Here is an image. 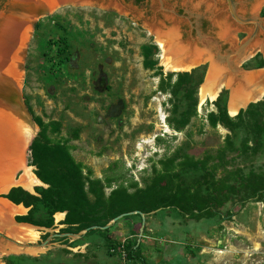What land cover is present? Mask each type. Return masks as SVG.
<instances>
[{"label": "rangeland", "instance_id": "1", "mask_svg": "<svg viewBox=\"0 0 264 264\" xmlns=\"http://www.w3.org/2000/svg\"><path fill=\"white\" fill-rule=\"evenodd\" d=\"M118 1L122 7L113 10L63 2L33 23L19 64L18 102H25V110L27 107L42 122L57 124L58 134L50 138L65 143L85 177L109 184L103 189L105 195L114 188L128 193L143 189L161 168L160 162L175 151L201 159L225 140L230 149L224 156V170L264 174V87L234 115L226 110L229 87L223 85V72L215 78L221 88L211 100H200L198 95L210 56L234 57L235 48L247 34L251 40L233 66L241 74L264 68V0H231L237 15L243 16L247 10V18L255 22L241 29L230 25L225 16L209 14V0L203 4V0ZM216 22L227 25V35H217ZM152 24L161 32L175 28L178 41L202 55L209 47H216V53L210 52L187 71H164L159 63L161 52L151 35ZM176 73L188 75L195 100L194 116L179 132L172 129L171 122L186 106L180 91L168 93ZM221 110L232 122L226 126L215 121L210 127L207 114L217 115ZM30 123L21 162L33 174L28 147L38 129ZM200 174L186 171L177 179L178 188L206 192L204 186L195 184H199ZM222 174L218 169L215 178ZM37 181L30 190L11 187L34 198L28 206L5 198L11 188L0 194V201L23 208L8 220L0 218L1 237L26 245L14 246L0 238V251H5L0 253V264L4 260L8 264H138L125 258V245L147 264H264V193L241 200L232 197L209 218L198 220L182 216L170 204H161L148 211L129 212L115 221L112 217L67 225L64 212H46L39 193L47 185ZM56 214H61L58 221ZM26 215L38 225L16 221ZM18 225L31 227L35 237L15 236ZM90 226L104 228L85 230Z\"/></svg>", "mask_w": 264, "mask_h": 264}, {"label": "trees", "instance_id": "2", "mask_svg": "<svg viewBox=\"0 0 264 264\" xmlns=\"http://www.w3.org/2000/svg\"><path fill=\"white\" fill-rule=\"evenodd\" d=\"M139 0H133L138 3ZM3 2V0H0ZM62 39H59V43ZM58 43V42H57ZM57 48L59 52L63 50ZM65 61V57L61 58ZM170 74L167 76L169 81ZM175 81L168 87V93L174 95L180 91L186 108L179 112L177 118L171 122L172 129L179 132L194 116L195 100L194 91L188 82L186 73H176ZM24 105L26 106L25 102ZM264 105V95L263 103ZM31 122L38 129L36 136L29 144L30 165L34 166V176L47 187L40 191L39 196L48 214L59 211L64 212L63 223L67 225H87L98 219H109L132 211L144 212L161 204H170L184 217L191 220L209 218L217 208L226 200L236 197L248 199L258 197L264 193V174L239 170H224V156L230 149V142L225 140L223 146L217 148L212 154L205 153L201 159H194L186 154H177L160 162L161 168L155 171L150 183L143 189L128 193L123 188L111 189L106 195L104 188H109L108 183L98 179H88L81 172V166L74 162L69 153V148L63 142L55 141L50 136L58 134L55 122H42L33 116L26 107ZM219 121L224 125L232 121L223 110L217 115L207 114L210 127ZM75 136V134H73ZM175 159H179L175 161ZM223 172L220 178H215L216 171ZM200 172L199 186H204L206 192H189L187 189L178 188L177 179L186 171ZM231 180V182H230ZM5 198L13 203L30 205L34 198L28 196L19 188L8 190ZM16 221L33 222L28 216L16 218ZM125 258L138 264H147L142 256L133 248L124 246ZM5 261V264H8Z\"/></svg>", "mask_w": 264, "mask_h": 264}, {"label": "bare ground", "instance_id": "3", "mask_svg": "<svg viewBox=\"0 0 264 264\" xmlns=\"http://www.w3.org/2000/svg\"><path fill=\"white\" fill-rule=\"evenodd\" d=\"M57 2V0H17L11 5L12 8L9 9L8 13L19 14L21 7L25 8L28 13L41 10L49 11L54 8ZM9 17L0 19V192H5L8 188L14 186L30 190L38 184L37 179L29 171V168H22L21 162L29 137L28 124L30 122L26 114L17 109V98L11 96L13 92L8 97L6 96L7 88L10 85L14 87L16 81L17 83L19 82L21 52L29 33V27H26L23 22L18 24L15 20H9ZM150 26L152 27L151 35L161 52L159 63L164 71H187L204 60L211 52L212 48L209 47L206 51L207 54L202 55L199 51L190 49L188 44L183 46L178 41L176 30L173 27L161 32L157 28L158 26L155 27L154 24ZM215 27L218 30V36L228 34V27L224 23L216 22ZM13 28H15L14 31L12 30ZM225 41L229 42L230 40L226 38ZM199 43H202V41ZM213 50H215L214 47ZM218 64L222 66L220 67ZM221 72L225 75L222 78L224 81L223 85L229 87L227 110L230 115L254 100V98H257L260 94L261 85L257 84L258 79L264 77V71L259 78L254 77L252 72L239 74V77L230 69L226 61L221 63L220 60H215L213 56H210L205 78L198 91L200 100H211L215 96L219 88H221V84H216L215 78ZM227 76H230V79ZM235 81L238 82L236 85L234 84ZM8 91L10 92V89ZM16 169H20V174L17 177L13 176ZM22 210L23 208L19 205H14L6 200L0 201L1 219L8 220L7 218H10V216L22 213ZM55 218L57 221L60 220L61 214H56ZM14 232L17 234L15 236L21 239H32L35 237V233L29 226H15Z\"/></svg>", "mask_w": 264, "mask_h": 264}, {"label": "water", "instance_id": "4", "mask_svg": "<svg viewBox=\"0 0 264 264\" xmlns=\"http://www.w3.org/2000/svg\"><path fill=\"white\" fill-rule=\"evenodd\" d=\"M15 1H17V0H5L4 1V3H3V5L0 7V19L1 18H6V17H8V16H10L8 19L9 20H15V21H17V23L19 24V22H23V24L26 26V27H29V29L32 27V25H33V23L39 18V17H41V16H44V15H46L47 14V12H48V10H41V11H35V12H33V13H28V11L25 9V8H22L21 7V9H20V11H19V14H15V15H13V14H10V13H8V11H9V9H11L12 8V4L15 2ZM58 2H57V4L55 5V6H57L58 4H60V3H63V2H66L67 4H91V6H100L101 8H103L104 10H113V9H117V8H121L122 6H121V2L120 1H118V0H57ZM204 1H207V0H204ZM209 1H214V0H209ZM224 1V3H225V5H226V9H227V12H228V14H229V16H230V18L235 22V23H238V24H243V23H252V24H255V22H254V20L253 19H248V20H243V21H241V20H239L236 16H235V14H234V12H233V8H232V5H231V0H223ZM72 2V3H71ZM65 3V4H66ZM54 6V7H55ZM19 9V8H18ZM13 25H15V24H13ZM12 25V26H13ZM17 26V25H16ZM17 28V27H16ZM13 31L15 30V28H13L12 29ZM14 37V36H13ZM251 40V34H247V36H246V38H244L240 43H239V45L235 48V50H236V55L234 56V57H231V58H229L226 62H227V65L230 67V69L231 70H233V72H235V74H237V76H239V74H241V71L239 70V69H236V68H234V66H233V62L236 60V58H238L237 56H239V54H240V51H242L247 45H248V43H249V41ZM227 43L229 44V45H231L232 44V42L231 41H227ZM15 47V46H14ZM231 47V46H230ZM21 49V48H20ZM21 54H22V52H21ZM261 70V71H260ZM264 71V68H260V69H254V70H252V71H250V72H252L253 74H254V77H256V78H259V76L262 74V72ZM240 77V76H239ZM18 80V79H17ZM17 81H16V84H15V86L13 87V86H9L8 88H7V91L10 89V92L8 91H6V93H7V97H8V95L11 93V92H13L12 94H11V96H14L15 98H17ZM257 85H261V88L262 87H264V77H260L259 79H258V84ZM13 98V97H12ZM12 100V99H11ZM12 102H13V100H12ZM17 106L19 107V109H21L25 114H26V116L28 117V120H29V122H31V120H30V118H29V115H28V113L26 112V110H25V106H24V104L21 102V103H19L18 102V99H17ZM240 109V108H239ZM238 109V110H239ZM226 110H227V105H226ZM237 110V111H238ZM237 111L234 113V114H236L237 113ZM227 113H228V110H227ZM229 114V113H228ZM234 114H232V115H234ZM230 115V114H229ZM11 188V187H10ZM9 189V188H8ZM7 189V190H8ZM6 190V191H7ZM6 191L5 192H0V194H4V193H6ZM124 215H126V214H121V215H118V216H116V217H114L113 219H112V221H115L116 219H118L119 217H121V216H124ZM94 228H99V229H103L104 228V226L103 227H98V226H90V227H88V228H86L85 230H88V229H94ZM0 238H2V240L3 241H5V242H8V243H10V244H12V245H14V246H26V245H21V244H19V242H17V241H14V240H11V239H9V238H7V237H1V235H0ZM46 241V240H45ZM44 241V242H45ZM44 242L42 243V244H44ZM2 246H0V250H2ZM3 252H5V251H0V253H3Z\"/></svg>", "mask_w": 264, "mask_h": 264}, {"label": "flooded vegetation", "instance_id": "5", "mask_svg": "<svg viewBox=\"0 0 264 264\" xmlns=\"http://www.w3.org/2000/svg\"><path fill=\"white\" fill-rule=\"evenodd\" d=\"M204 2H205V1L203 0L202 4H203ZM231 5H232L233 12H234L235 16H236L239 20L243 21V20H246V19H253V18H251V17L247 18V16H248V15H247V10H246L245 13L243 14V16L237 15V13H236L235 10H234V9H235V4H233V3L231 2ZM248 6H249V4H248ZM207 8H209V9H208V11H209L208 13H209V14H214L213 16H217V17L225 16L226 19L230 21V25H234L235 29H241V28H247V27L250 28V26H251V24H249V23H243V24L235 23V22L230 18L229 14H228V12H227V9H226V5H225V3H224L223 0H214V1H212V3H211ZM231 23H232V24H231ZM230 25H229V26H230ZM257 26L261 27L260 24L257 25ZM252 27H253V25H252ZM205 41H206V40H205ZM216 43H218V42H216ZM263 48H264V41H263V43H262V45H261V50H263ZM215 49H216V48H215ZM211 52H214L213 48L211 49ZM256 52H257V53H260L258 50H257ZM214 53H216V52H214ZM234 54H235V53H234ZM229 58H231V57H229ZM229 58H225V57H217L216 54L213 55V59H215V60H220L221 63H224V62L227 61Z\"/></svg>", "mask_w": 264, "mask_h": 264}, {"label": "built area", "instance_id": "6", "mask_svg": "<svg viewBox=\"0 0 264 264\" xmlns=\"http://www.w3.org/2000/svg\"><path fill=\"white\" fill-rule=\"evenodd\" d=\"M110 252H112V250H110Z\"/></svg>", "mask_w": 264, "mask_h": 264}]
</instances>
